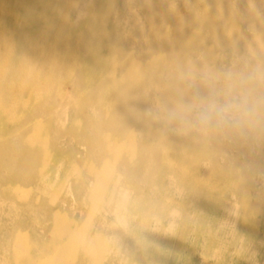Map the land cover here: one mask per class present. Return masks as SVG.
Returning a JSON list of instances; mask_svg holds the SVG:
<instances>
[{
    "label": "bare ground",
    "instance_id": "bare-ground-1",
    "mask_svg": "<svg viewBox=\"0 0 264 264\" xmlns=\"http://www.w3.org/2000/svg\"><path fill=\"white\" fill-rule=\"evenodd\" d=\"M236 1L0 0V264H227L257 239L264 15Z\"/></svg>",
    "mask_w": 264,
    "mask_h": 264
},
{
    "label": "rangeland",
    "instance_id": "rangeland-1",
    "mask_svg": "<svg viewBox=\"0 0 264 264\" xmlns=\"http://www.w3.org/2000/svg\"><path fill=\"white\" fill-rule=\"evenodd\" d=\"M171 1H176L175 3H176L178 8H180L183 5V0H171ZM218 1H219L218 4H220V6L223 7L222 13H221L222 19L224 18V16L228 15L229 13H231V15H233V13L237 12V10L241 11V10H239L240 9L239 7H241V6H237L236 0H218ZM250 1L253 2L254 8H257L256 9L257 12L264 15V5H263L264 0H250ZM241 8H243L245 10L244 7H241ZM219 9H220V7H218V10L216 12V16L219 13ZM252 9H253V7H251V10ZM256 10H254L251 13H254ZM239 13L243 14L242 11ZM252 15H255V14H252ZM165 21H166V19H164V22ZM241 26L245 27V25H241ZM242 29H243V27H242ZM199 79H202V78L200 77ZM231 121H233V118ZM258 173H259V170H258ZM261 189L263 190V188H261L259 186V190H261ZM256 199L257 198H255V196H253L250 206H251V209L253 210L255 225L257 228V239L254 241L252 240L251 242L247 241L248 235L245 234V232H244L243 237L238 240V243H235V245L232 244V247H231V245H229V247H227V249L220 252V254L222 253V254H224V256H227V258L229 259L228 261L231 264H264V197L261 198L260 201L256 200ZM234 217H235V215H234ZM226 238H227V240L230 239L231 235L230 234L226 235ZM243 241L245 242V245H244ZM236 244H237V246H236ZM235 247L237 249H235ZM230 253H232V254H230ZM229 255H231V256H229ZM251 256H253V257L255 256V257L253 258ZM218 260L219 259H217V258H210L208 260V264H220ZM229 262L227 264H230ZM221 264H223V263L221 262Z\"/></svg>",
    "mask_w": 264,
    "mask_h": 264
}]
</instances>
